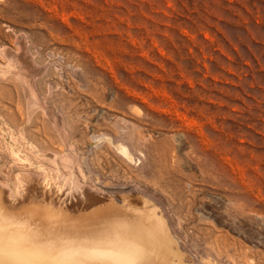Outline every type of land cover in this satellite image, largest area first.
Instances as JSON below:
<instances>
[{"label":"rangeland","instance_id":"374dc122","mask_svg":"<svg viewBox=\"0 0 264 264\" xmlns=\"http://www.w3.org/2000/svg\"><path fill=\"white\" fill-rule=\"evenodd\" d=\"M26 172L139 195L186 263L264 264V0H0L2 199Z\"/></svg>","mask_w":264,"mask_h":264},{"label":"bare ground","instance_id":"6f19581e","mask_svg":"<svg viewBox=\"0 0 264 264\" xmlns=\"http://www.w3.org/2000/svg\"><path fill=\"white\" fill-rule=\"evenodd\" d=\"M32 174H20L24 201L11 204L7 195L6 201L0 197V264H189L162 220L140 205L139 195L92 192L79 185L68 196L47 176ZM70 197L75 203L67 205ZM59 202L67 203L64 211ZM86 212L95 215L86 217ZM115 216L125 217L126 230L120 222L107 223Z\"/></svg>","mask_w":264,"mask_h":264}]
</instances>
